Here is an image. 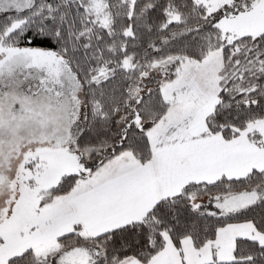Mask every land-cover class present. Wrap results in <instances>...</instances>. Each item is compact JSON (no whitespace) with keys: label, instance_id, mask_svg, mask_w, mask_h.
<instances>
[{"label":"snow or ice","instance_id":"snow-or-ice-1","mask_svg":"<svg viewBox=\"0 0 264 264\" xmlns=\"http://www.w3.org/2000/svg\"><path fill=\"white\" fill-rule=\"evenodd\" d=\"M0 264H264V0H0Z\"/></svg>","mask_w":264,"mask_h":264}]
</instances>
